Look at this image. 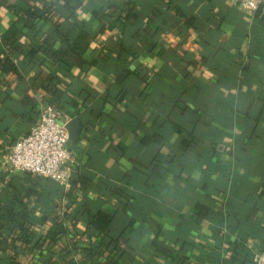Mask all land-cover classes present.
<instances>
[{"label":"crops","instance_id":"1","mask_svg":"<svg viewBox=\"0 0 264 264\" xmlns=\"http://www.w3.org/2000/svg\"><path fill=\"white\" fill-rule=\"evenodd\" d=\"M57 8L0 0V59L18 67L0 68V264H92V248L102 261L122 248L118 264H255L264 253V5L253 14L233 0ZM69 38L81 54H58ZM46 104L83 125L69 142V193L6 165ZM61 216L59 241L13 243L23 220L43 239Z\"/></svg>","mask_w":264,"mask_h":264},{"label":"built area","instance_id":"2","mask_svg":"<svg viewBox=\"0 0 264 264\" xmlns=\"http://www.w3.org/2000/svg\"><path fill=\"white\" fill-rule=\"evenodd\" d=\"M233 1L252 14L264 5V0ZM68 121L55 105H44L37 121L9 147L7 168L11 172H30L51 178L71 191L74 152L69 147ZM253 260L255 264H264V253L255 252Z\"/></svg>","mask_w":264,"mask_h":264},{"label":"trees","instance_id":"3","mask_svg":"<svg viewBox=\"0 0 264 264\" xmlns=\"http://www.w3.org/2000/svg\"><path fill=\"white\" fill-rule=\"evenodd\" d=\"M46 1H47V3H49V7L52 8V12L53 11L55 13L59 12L58 8H57L59 0H46ZM69 1H71V0H69ZM66 2H67V0H66ZM25 13H27L28 16L30 18H32L33 21H35V22L39 17L38 13L34 9H27L25 11ZM70 16H74V13ZM57 28H58V30L61 31L63 29V25L57 24ZM18 31H19V28L15 24L12 25L9 28V30L4 34L5 43L9 44L10 40H12L13 38H15L17 36ZM68 41H69V43L67 45V48L65 49V52L63 53V52L59 51L58 54H61V53L62 54H70L67 52H72L73 54L77 55V54H81L83 52V50L85 49L83 43L80 42L79 38H69ZM8 48L11 50V49H13V46L10 44ZM0 68L5 72H9V71L18 72V67H17L16 63L14 62V59L11 56H6V57L0 59ZM72 181H73V185H74L75 184V175L74 174L72 177ZM55 184L58 188L63 190L65 193L70 192V191H66L61 184H59L57 182H55ZM65 216H67V214H65ZM64 222H65V219L63 216L56 218L52 222V224H51V226H50V228L46 234V237H44L43 239H40L38 237L33 238V236H32L33 232H34V230L32 228L33 224L28 220H23L18 225V228L16 231V236L13 237V243H15V241L19 239L22 243L25 244V246L27 245V247L43 248L45 246V241L49 240L50 242H57V241H59V239L63 235L67 234L68 230H67V227L65 226ZM109 235L111 238V240H110L111 245L113 244V242L118 241V239L114 240V241L112 240L113 238H115L113 234H109ZM117 247H118V245H117ZM99 249L100 248H92L91 250H89L90 255L93 256V259H94L92 264H118L119 257H123V253H124L122 251V248H119L118 252L116 251L115 254H111L106 261H102V259L100 258L101 255L98 254V252L100 251Z\"/></svg>","mask_w":264,"mask_h":264},{"label":"water","instance_id":"4","mask_svg":"<svg viewBox=\"0 0 264 264\" xmlns=\"http://www.w3.org/2000/svg\"><path fill=\"white\" fill-rule=\"evenodd\" d=\"M67 128L69 130L70 139L77 142L80 140L83 130V125L79 117H74L67 122Z\"/></svg>","mask_w":264,"mask_h":264}]
</instances>
